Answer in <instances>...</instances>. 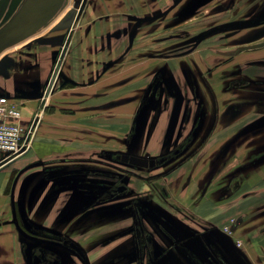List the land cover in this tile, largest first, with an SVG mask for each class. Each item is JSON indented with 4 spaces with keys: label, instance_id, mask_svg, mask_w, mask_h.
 Here are the masks:
<instances>
[{
    "label": "flooded vegetation",
    "instance_id": "af4514ba",
    "mask_svg": "<svg viewBox=\"0 0 264 264\" xmlns=\"http://www.w3.org/2000/svg\"><path fill=\"white\" fill-rule=\"evenodd\" d=\"M210 1L195 26L182 19L184 0H0L5 49L39 26L9 53L3 87L19 77L10 96L30 97L37 88L77 94V104L65 100L59 109L95 113L102 124L129 108L125 127L101 133L97 150L67 162L74 168L56 174L54 164L41 172L51 215L45 223L34 202V218L24 221L29 264H240L246 238L241 247L228 246L223 226L231 223L234 234L264 207L248 216L245 200L256 190L244 187L264 170V0ZM203 33L210 54L201 60ZM139 47H147L144 55H137ZM142 56L157 63L138 92H121L128 80L104 83ZM197 76L210 80L209 111ZM142 112L146 147L139 150L133 137ZM153 137L164 143L159 151L147 148ZM233 140L245 146L242 161L230 168ZM215 142L230 143L228 153L211 150ZM21 177L25 194L29 174L16 170L14 178Z\"/></svg>",
    "mask_w": 264,
    "mask_h": 264
},
{
    "label": "rangeland",
    "instance_id": "374dc122",
    "mask_svg": "<svg viewBox=\"0 0 264 264\" xmlns=\"http://www.w3.org/2000/svg\"><path fill=\"white\" fill-rule=\"evenodd\" d=\"M210 0H184V10L181 11V15L182 19H187V21H189L190 25L195 24V26H198V22L202 21L203 18L205 17H200L201 14H208V11H210V8L207 7H212L214 4H208L210 3ZM208 4V5H207ZM207 5V6H206ZM202 9L201 12L199 14H197L198 10ZM205 14V16H206ZM198 15V16H197ZM186 21V22H187ZM188 23V22H187ZM187 23H185L184 21V27H187ZM188 28V27H187ZM191 30H197V32H195L196 34L199 32L197 28L194 27H190ZM39 31H29L25 36H23L22 38H25L27 36H31V34H34L33 37H35V35L38 34ZM202 32V31H201ZM204 35V36H202ZM205 35L207 34H199V51L201 52V60L203 58L206 57V55L210 54L207 49L205 48L206 44H208V39L209 37H205ZM205 37V38H203ZM201 38L203 39H207L205 41H202ZM211 42V41H210ZM137 49V55H144V52H146L147 47H139L136 48ZM193 57V55H190L188 58ZM195 57V56H194ZM196 58V57H195ZM200 59V58H199ZM149 57L147 56H142L138 62L135 63H129V65L127 66H123L121 67L119 70L121 71L120 75L117 77H111V78H107L104 79V83H108V82H112V81H123V80H128L127 83H123V86L121 87V92L125 93V91L131 89H136V91L138 92V90L140 88H142L147 81V73L149 70V67H154V65H156L157 62L155 61H149ZM151 63V64H149ZM213 63V62H211ZM202 69L204 70L205 67L202 66V64L200 65V68H198V70L202 73ZM133 75V78H130ZM199 79V85L203 88V90H200L199 93V98L202 97L204 98L205 101V108H208L209 111V105L212 104V97L210 94V91L208 90V83L210 82L209 79H205V77L203 76H197ZM130 78V79H129ZM129 83L132 84V88H127V86H129ZM59 87V86H58ZM61 88H58V90H60ZM43 90H47V89H43ZM91 90V89H88ZM173 91H176V89H174ZM173 93V97L174 95H179V93L174 94ZM65 94V95H64ZM60 95V96H59ZM68 97V99L65 101L67 103L69 102H73L75 103L77 101V98L79 96L76 95H68L66 94L65 91H58L56 94H48V96H43V97H38L39 98V103L40 106L45 105V103H47V101H49L51 104L56 103L58 104L57 106H50L46 108L47 114H55L57 112L62 113V114H75V111H79L82 112L76 105V109L75 111H66V110H61L59 109V105H61V103H65L64 101H62L63 98ZM47 100V101H46ZM64 100V99H63ZM157 103L163 102L162 100H157ZM71 104V103H70ZM77 104V102L75 103ZM129 110L128 107L126 108H120L117 109L113 112H115L116 114L111 117V120L107 122H105V124L99 122L97 120V116L95 113H93L94 117H89L92 113H87V112H82L84 114V116H86L87 118H91V119H87V123L91 122L93 126H97V130H92V129H87L88 134L94 135V131H96V138L93 137V139L98 140V136L101 135V133H106L108 135H114V134H118L124 127V123L127 121L125 120V118H127V116H125L123 113H126ZM119 112V114L117 115V113ZM86 113V114H85ZM145 112H142L140 115V118L138 119V126L140 125V128L138 129L137 134L132 138L133 139V145L135 144V147H138L139 150L143 149L144 147H146L145 145V137L146 136L144 134V132H146L147 130V122L145 120ZM45 119V118H44ZM37 121L36 119V115L34 116V118L30 120L29 125L32 126L33 124H35V122ZM85 132V130H84ZM82 131V134L84 133ZM143 133V134H142ZM78 133V136L76 138L71 137L70 140H77V141H83V135ZM154 134V133H153ZM77 136V135H75ZM89 138H91L89 136ZM156 137H153L151 139V142L149 144V146L147 145V148L150 151H159L162 147V142L159 143V141H156L155 139ZM69 140V139H68ZM33 143V141H32ZM117 143H122V141H118ZM168 145V144H167ZM213 146L211 147V150L215 147H217V149H221L219 150L220 152H223L224 150L228 153L229 151V147H230V143L228 144H220V142H215L214 144H212ZM166 147V143L164 145ZM245 146V143H240V142H236V140L231 141V153L236 152V156L231 160V162L229 163V167L233 168V165L236 164L238 161L241 162V153H243V148ZM31 148H32V144H31ZM237 149V151H236ZM97 150L96 148L91 149L89 152H93ZM215 150V149H214ZM83 153V152H71V153H65L62 155H57L55 158H52L50 160H43V164L41 163V168L39 169L40 172H38V169H34L36 171L30 172L29 173V177H28V184L31 185L32 187L30 190H32V188L34 187V185L39 181L40 183L36 186V193H34V195L36 196V199L38 200V197L40 196L39 202L37 203L36 201H34L36 203V208L37 207H41L44 211V213L42 214L44 216L43 221L45 223L50 222V215H51V209L49 204H51V200L47 199L48 198V193H49V187L47 186V179L45 180L46 176L42 175V171L46 170L49 166H52L54 164L55 167L57 168L56 170V174L59 172V174H62V172L66 169V168H74L73 165H68L67 162L69 161H74V158L76 157H80L83 155H89L88 153ZM67 156V160H65L64 158ZM76 164V163H74ZM264 164V162H263ZM250 170V169H249ZM122 171V170H120ZM40 174V175H39ZM45 177V178H44ZM44 178V179H43ZM256 178H258L259 181L256 180ZM260 178V179H259ZM44 180L46 182H44ZM61 181V180H60ZM261 185H264V170H261L260 172L257 173H253L251 175H249V178L244 180V187L245 189H247L248 191H254L256 190V195H249L247 197V199L245 200V204L248 211L247 214L248 216L250 214H254L256 212L255 209L259 208L260 203L263 204L262 206H264V187H262ZM241 191V190H240ZM30 192V191H29ZM28 192V194H30ZM28 196V195H27ZM35 199V200H36ZM92 199V198H90ZM233 201H237L235 197L232 198ZM33 202V203H34ZM44 203V204H43ZM31 207V206H30ZM35 207V206H34ZM33 208V207H32ZM226 209V208H223ZM33 210H35V208H33ZM264 212V207L261 210ZM236 212H238V210L236 211H232V215H234ZM261 212L258 214V218L256 217V219H252L249 224H247L246 226L243 225L241 227H239V229L237 230V232H235L234 234L232 233V235H228L229 239H227V245L228 246H242L243 243V235L246 238V243H245V248H247L246 250H242L241 248H239V252H237L240 257L242 259H240V264H264V213ZM226 215V214H225ZM227 216V215H226ZM252 216V215H250ZM225 225H227L225 223ZM224 225V226H225ZM258 225V226H257ZM223 226V227H224ZM247 235V236H246ZM231 241V242H230ZM232 256V254H231ZM238 264V262H237Z\"/></svg>",
    "mask_w": 264,
    "mask_h": 264
},
{
    "label": "crops",
    "instance_id": "0c3cea01",
    "mask_svg": "<svg viewBox=\"0 0 264 264\" xmlns=\"http://www.w3.org/2000/svg\"><path fill=\"white\" fill-rule=\"evenodd\" d=\"M33 35L31 34V36L21 39L20 42L15 43L10 49H4L0 52V94L10 96L18 85L17 79L19 77L14 74L12 78L7 77V79L9 78L7 83L10 85L8 84L6 88L3 87V78L6 79V71L10 68L9 53L26 44L33 38ZM37 91L35 95L30 97H15L23 102L22 121L25 124H29L31 118L33 119L36 115L37 121L33 126L32 148L12 159H5L0 154V264H29L22 246L21 228L26 218H34L35 216L33 199L37 190L36 188L30 190L32 184H26L25 194H23L22 177L15 179V171L21 170L24 174H29L36 171L34 169H38V172H40L39 169L42 167L41 163L43 160H50L58 154L86 153L93 148H97V140L93 139V137L96 138L97 132L94 131V135L93 132L92 135L87 132V129L97 130L96 125L93 126L91 122L87 123V117L79 111H75V114L71 115L59 112L47 114L45 111L49 101L46 100L47 103H45L44 107L40 106L38 97L44 90L37 88ZM63 99L62 101H65L68 97ZM82 131L84 132L83 134ZM78 133L83 135V141L70 140L71 137L81 136ZM261 186L264 187V185ZM187 195L188 193L179 196L187 199Z\"/></svg>",
    "mask_w": 264,
    "mask_h": 264
},
{
    "label": "built area",
    "instance_id": "2783aa9c",
    "mask_svg": "<svg viewBox=\"0 0 264 264\" xmlns=\"http://www.w3.org/2000/svg\"><path fill=\"white\" fill-rule=\"evenodd\" d=\"M20 99L0 96V154L5 159L16 158L31 148L34 137V124L30 126L22 121ZM231 223L224 226V231L232 235Z\"/></svg>",
    "mask_w": 264,
    "mask_h": 264
},
{
    "label": "water",
    "instance_id": "95a60500",
    "mask_svg": "<svg viewBox=\"0 0 264 264\" xmlns=\"http://www.w3.org/2000/svg\"><path fill=\"white\" fill-rule=\"evenodd\" d=\"M38 27H39V26L33 28V30L38 29ZM8 41H9V40H8ZM8 41H5V42H3V43H0V52L3 51V50L5 49V47H6ZM48 94H50V90L47 89V90H44V91L40 94L39 97L48 96ZM3 95L8 96V97H11V96L6 95V94H0V96H3ZM132 162H134L135 164H138V165H145V163H146L145 160L136 159V158H135V159L132 158Z\"/></svg>",
    "mask_w": 264,
    "mask_h": 264
}]
</instances>
